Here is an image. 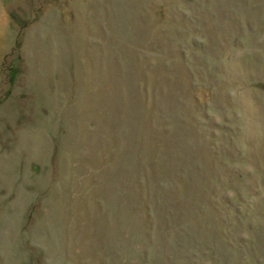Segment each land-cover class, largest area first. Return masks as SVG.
Masks as SVG:
<instances>
[{"label":"rangeland","instance_id":"rangeland-1","mask_svg":"<svg viewBox=\"0 0 264 264\" xmlns=\"http://www.w3.org/2000/svg\"><path fill=\"white\" fill-rule=\"evenodd\" d=\"M0 264H264V0H0Z\"/></svg>","mask_w":264,"mask_h":264}]
</instances>
